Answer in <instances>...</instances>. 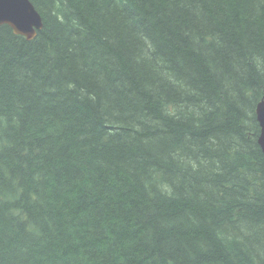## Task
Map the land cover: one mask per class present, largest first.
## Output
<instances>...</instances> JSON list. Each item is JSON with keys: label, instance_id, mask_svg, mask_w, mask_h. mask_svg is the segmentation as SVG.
Wrapping results in <instances>:
<instances>
[{"label": "trees", "instance_id": "obj_1", "mask_svg": "<svg viewBox=\"0 0 264 264\" xmlns=\"http://www.w3.org/2000/svg\"><path fill=\"white\" fill-rule=\"evenodd\" d=\"M0 26V264H264V0H29Z\"/></svg>", "mask_w": 264, "mask_h": 264}, {"label": "water", "instance_id": "obj_2", "mask_svg": "<svg viewBox=\"0 0 264 264\" xmlns=\"http://www.w3.org/2000/svg\"><path fill=\"white\" fill-rule=\"evenodd\" d=\"M8 26L15 35L33 40L41 31V16L29 0H0V26ZM256 119L260 127L258 144L264 154V99L256 106Z\"/></svg>", "mask_w": 264, "mask_h": 264}]
</instances>
